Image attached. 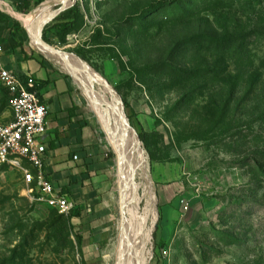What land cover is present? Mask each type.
Returning a JSON list of instances; mask_svg holds the SVG:
<instances>
[{
    "label": "rangeland",
    "instance_id": "1",
    "mask_svg": "<svg viewBox=\"0 0 264 264\" xmlns=\"http://www.w3.org/2000/svg\"><path fill=\"white\" fill-rule=\"evenodd\" d=\"M69 1L0 0V65L23 51L67 78L111 154L106 203L72 200L84 217L72 229L68 214L34 201L22 174L0 165V264L114 262L105 258L118 219L114 155L80 89L32 47L20 19ZM75 4L74 28L56 32L59 14L41 39L102 78L144 133L156 199L148 264H264V0ZM0 102L9 104L1 86Z\"/></svg>",
    "mask_w": 264,
    "mask_h": 264
},
{
    "label": "bare ground",
    "instance_id": "2",
    "mask_svg": "<svg viewBox=\"0 0 264 264\" xmlns=\"http://www.w3.org/2000/svg\"><path fill=\"white\" fill-rule=\"evenodd\" d=\"M54 4L52 2L21 17V24L29 30L32 47L54 60L80 89L114 155L113 189L117 197L118 219L115 241L105 258L114 261L113 264H148L151 256L148 245L156 219V199L148 175V163L136 135L126 124L119 100L104 80L73 56L57 52L39 41L42 26L54 15Z\"/></svg>",
    "mask_w": 264,
    "mask_h": 264
},
{
    "label": "crops",
    "instance_id": "3",
    "mask_svg": "<svg viewBox=\"0 0 264 264\" xmlns=\"http://www.w3.org/2000/svg\"><path fill=\"white\" fill-rule=\"evenodd\" d=\"M6 63V67H3L14 72L15 61L8 59ZM44 65L41 67L38 61L29 60L20 64V71L37 80L50 81L37 90L46 112V133L42 138L46 147V177L55 189L60 192L66 190L65 194L75 203L92 199L95 206L98 202L101 207V202L106 203L105 193L110 181L107 151L75 100L67 78L45 62ZM72 106L76 109L74 115L70 116L68 110ZM10 119L9 105L0 102V125ZM95 206L93 214L97 211ZM81 216L84 218L82 212Z\"/></svg>",
    "mask_w": 264,
    "mask_h": 264
},
{
    "label": "built area",
    "instance_id": "4",
    "mask_svg": "<svg viewBox=\"0 0 264 264\" xmlns=\"http://www.w3.org/2000/svg\"><path fill=\"white\" fill-rule=\"evenodd\" d=\"M34 81H21L0 65V86L6 91L11 119L0 125V165H7L22 174L27 195L60 214H68L74 202L55 189L44 171L46 147L45 108L37 91L30 90Z\"/></svg>",
    "mask_w": 264,
    "mask_h": 264
},
{
    "label": "trees",
    "instance_id": "5",
    "mask_svg": "<svg viewBox=\"0 0 264 264\" xmlns=\"http://www.w3.org/2000/svg\"><path fill=\"white\" fill-rule=\"evenodd\" d=\"M43 0H39V2H41ZM80 13H79V8L77 6V4H74L72 7H70L69 9L65 10L64 12H62L55 21H57L54 25L53 28L55 29L56 32L59 33H68L70 32L74 26L75 23L77 21V19L79 18ZM16 47H21L20 44H18ZM14 57V61H15V66H14V73L17 75V77L21 80V81H26L27 77H30L34 83L32 84L31 87H29L30 90H34L37 91L39 90L41 87H43L44 85L48 84L50 81L48 79L46 80H37L35 78H33L32 76H26L25 74H23L20 71V64L29 60H36L38 61V63L40 64L41 67H45L44 65V61L40 60V58H37L35 55L33 54H27L24 53L23 51H21V54H13ZM5 94L7 96V93L5 91ZM76 109L75 106H72L68 112L70 116L74 115V110ZM124 110L126 113V117L130 123V125L134 126V113L132 112V110L129 108L128 104L124 103ZM135 127V126H134ZM136 128V132L138 135V138L141 142L144 141V133L138 128ZM108 159H111V154L107 153ZM62 194L67 193L66 190L61 191ZM66 195V194H65ZM67 196V195H66ZM69 225L70 227L73 229L74 227L79 228V223L81 221V213L79 212V210L77 208L72 209L69 213ZM158 227V223L156 224V228ZM80 237L77 236V242L78 245L80 243Z\"/></svg>",
    "mask_w": 264,
    "mask_h": 264
},
{
    "label": "water",
    "instance_id": "6",
    "mask_svg": "<svg viewBox=\"0 0 264 264\" xmlns=\"http://www.w3.org/2000/svg\"><path fill=\"white\" fill-rule=\"evenodd\" d=\"M75 1H76V0H71V1H69L67 4H66V3H62V4L57 5V7H56V9H55V11H54V15H53L51 21L54 20L59 14H61V13L64 12L65 10L69 9L70 7H72V6L75 4ZM46 24H47V23H46ZM46 24H44V25L42 26V29L44 28V26H45ZM41 32H42V30H41ZM39 41L43 43V41H42V39H41V33H40ZM55 51H56V50H55ZM57 52H59V51H57ZM60 53H62V52H60ZM64 54H65V53H64ZM74 58H75L77 61H79V62H81L82 64H84V63H83L82 61H80L78 58H76V57H74ZM119 105H120V103H119ZM120 109H121V112H122V114H123V116H124V118H125V120H126V124H127L128 127L134 132V134L136 135V137H137L139 143L141 144V141L139 140L138 135L135 133V131H134L133 128L131 127V125H130L128 119L126 118V116H125V114H124V111H123V108H122L121 105H120ZM100 132H101V131H100ZM154 196H155V195H154ZM154 225H155V222H154L153 226H154Z\"/></svg>",
    "mask_w": 264,
    "mask_h": 264
}]
</instances>
